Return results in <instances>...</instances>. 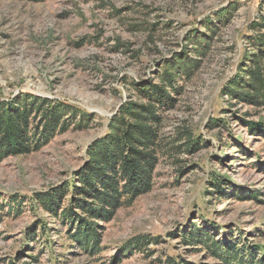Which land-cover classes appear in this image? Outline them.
<instances>
[{
    "label": "rangeland",
    "instance_id": "1",
    "mask_svg": "<svg viewBox=\"0 0 264 264\" xmlns=\"http://www.w3.org/2000/svg\"><path fill=\"white\" fill-rule=\"evenodd\" d=\"M226 9L230 23L219 28L194 76L180 82L175 108L163 112L152 190L117 211L105 225L101 253L90 257L29 199L73 182L110 119L136 99L133 83L157 82L160 64L182 53L190 33L205 34V21ZM259 15L264 0H0V101L32 94L92 115L88 128L72 125L39 150L0 163V203L26 200L19 213L2 211L0 264L29 263L31 256H39V264H160L165 254L218 264L178 236L207 220L225 227L220 238L233 229L264 245V234L258 233L264 231V134L238 122L246 114L264 120V111L222 95L248 50L249 25ZM213 176L227 180L225 197L210 194ZM40 223L51 233L61 231L50 237L51 245L40 230L29 240ZM136 237L158 242L112 261Z\"/></svg>",
    "mask_w": 264,
    "mask_h": 264
},
{
    "label": "trees",
    "instance_id": "2",
    "mask_svg": "<svg viewBox=\"0 0 264 264\" xmlns=\"http://www.w3.org/2000/svg\"><path fill=\"white\" fill-rule=\"evenodd\" d=\"M230 15L229 9L223 10L214 21H205V34L199 31L190 33L182 53L160 64L157 82L150 79L143 84L133 83L136 99L122 104L110 119L106 134L88 148L87 160L74 174L73 182L29 199L28 203L34 209H42L65 227L67 238L90 257L101 253L105 225L113 220L117 211L152 190L159 164L163 112L175 108L177 100L173 95L180 93V82H187L198 71L200 58L209 52L219 28L230 23ZM249 30L250 35L246 37L248 50L237 74L223 88L222 95L228 101L264 111V15H259L249 25ZM250 117L248 114L239 116L238 122L250 132L264 134V120L253 121ZM91 118L92 115L77 106L32 94L0 101V163L9 156H23L39 150L57 132H67L72 125L77 129L88 128ZM214 126H218L217 123ZM220 126H225V122ZM187 151H194V145ZM226 183L223 177L213 176L210 194L225 197V191L229 189L225 188ZM257 195L253 197L257 198ZM232 196L245 198L236 194ZM25 201L13 197L8 203H0V223L5 208L19 213ZM207 221L210 223H192L188 231L179 233L181 243L193 252L207 253L218 264H264V245L245 239L242 234L236 235L233 229L228 231L227 239L220 238L225 227ZM37 230L41 231L48 245L54 243L51 236L61 235L58 229L51 233L44 223H40L30 231L29 240L38 237ZM263 232L258 233L263 235ZM157 242L156 239L136 237L124 247V255L118 253L112 261L145 251L150 244ZM30 258L31 261L25 264H39V256ZM160 264L195 263L180 255L165 254Z\"/></svg>",
    "mask_w": 264,
    "mask_h": 264
}]
</instances>
